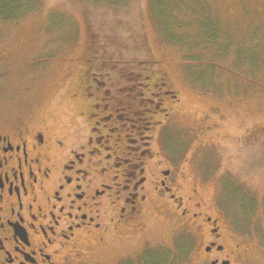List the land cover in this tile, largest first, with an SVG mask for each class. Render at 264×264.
<instances>
[{
    "label": "rangeland",
    "instance_id": "374dc122",
    "mask_svg": "<svg viewBox=\"0 0 264 264\" xmlns=\"http://www.w3.org/2000/svg\"><path fill=\"white\" fill-rule=\"evenodd\" d=\"M115 54L125 71L158 62L178 97L164 156L264 264V0H0V120L75 117L85 70ZM148 221L144 239L114 241L108 263L146 239L150 264H189L178 219L154 211Z\"/></svg>",
    "mask_w": 264,
    "mask_h": 264
},
{
    "label": "flooded vegetation",
    "instance_id": "af4514ba",
    "mask_svg": "<svg viewBox=\"0 0 264 264\" xmlns=\"http://www.w3.org/2000/svg\"><path fill=\"white\" fill-rule=\"evenodd\" d=\"M100 63L71 95L75 117L0 120V264H109L154 211L180 222L189 264H255L250 238L163 154L178 97L158 62ZM144 247L120 264H150Z\"/></svg>",
    "mask_w": 264,
    "mask_h": 264
},
{
    "label": "trees",
    "instance_id": "16d2710c",
    "mask_svg": "<svg viewBox=\"0 0 264 264\" xmlns=\"http://www.w3.org/2000/svg\"><path fill=\"white\" fill-rule=\"evenodd\" d=\"M122 55H123V54H122ZM123 58H124V57H123ZM123 58L120 57V56L117 55V54H115V55L113 56V59H114V60H115V59H118L120 64H122V62H125ZM155 63H156V60H154V59L149 60V64H150V66H153ZM134 66H136V64H134Z\"/></svg>",
    "mask_w": 264,
    "mask_h": 264
}]
</instances>
